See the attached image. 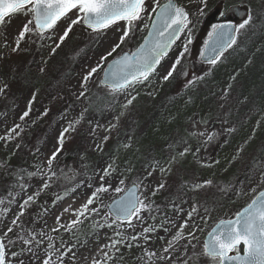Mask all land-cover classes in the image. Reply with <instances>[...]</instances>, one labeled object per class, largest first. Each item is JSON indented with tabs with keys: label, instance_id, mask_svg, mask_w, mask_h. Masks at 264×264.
<instances>
[{
	"label": "rangeland",
	"instance_id": "obj_1",
	"mask_svg": "<svg viewBox=\"0 0 264 264\" xmlns=\"http://www.w3.org/2000/svg\"><path fill=\"white\" fill-rule=\"evenodd\" d=\"M165 1L158 0L159 4ZM174 1L189 13L187 27L149 78L124 91L102 85V73L112 59L133 52L141 43L154 14V0H145L146 11L129 38L104 61L101 56L118 42L126 22L96 32L82 23L72 25L53 53L59 37L80 15L74 9L43 33L33 22L29 27L34 30L25 34L13 52L19 32L34 17L24 11L5 17L6 23L0 26V87L8 85L0 92V241L5 244L6 264L27 261L24 241L30 223L22 210L29 196L34 220L39 218L41 203L48 200L50 212L43 226L56 235L74 262L217 264L204 254L206 234L218 221L232 219L264 189L260 183L264 172V0H205L204 5L199 0ZM217 3L226 8L245 6L254 19L236 32V43L215 64H204L200 50L191 52V44L203 17ZM178 57L173 75L164 80ZM93 67L96 73L84 83L83 77ZM81 91L84 97L79 96ZM25 111L29 115L21 119ZM47 140L51 147L46 156ZM57 148L60 151L49 165ZM185 148L189 151L180 156ZM108 165H112L107 177L111 187L105 184L108 190L99 193L84 212L82 205L102 183L99 177ZM63 168L72 169L74 179L63 180ZM45 183L48 187H43ZM131 184L138 186L139 200L149 205L139 218H131L132 227L141 226L139 231H130L128 220H117L108 210L110 202ZM159 184L164 188L157 189ZM196 184L203 186L196 188ZM189 212L192 218L181 228ZM78 217L82 222L73 226ZM178 232L182 238L176 240ZM169 242L172 248L165 252ZM147 244L156 255L145 263L142 249Z\"/></svg>",
	"mask_w": 264,
	"mask_h": 264
},
{
	"label": "snow or ice",
	"instance_id": "obj_2",
	"mask_svg": "<svg viewBox=\"0 0 264 264\" xmlns=\"http://www.w3.org/2000/svg\"><path fill=\"white\" fill-rule=\"evenodd\" d=\"M199 2L201 5L205 4V0H199ZM74 9L77 10L80 15H78L75 20L71 21V24L65 29L63 35L59 37L60 43L55 45L52 52L55 53L56 49L60 47V44L68 37L72 25L82 23L96 32L107 29L120 21L126 22L127 28L122 31V34L118 38V42L105 56H101L100 59L104 61L108 56H112V54L121 47V44L129 38L137 23L141 20V13L146 11V6L145 0H0V26L6 23L5 17H8L10 14L24 11L33 15L34 20L27 21L18 34L15 47L12 48V51L15 52L19 49L20 41L25 38V34L34 30L29 27L33 22L35 24V29L43 33L47 30L54 29L57 22L61 18L66 17L67 14ZM198 10L202 11V8ZM151 11L157 16V21L153 22L155 37L150 41L148 37H145V43L141 44L132 55H124L113 63L112 70L106 73L107 81L111 83L113 91H124L137 83L147 80L155 71L161 58L167 55V50L174 42V37H176L179 32L183 31L189 23V13L183 6L178 7L174 3V0H168V2L163 5L159 4L158 0H154V6ZM253 19V16L249 14L247 19L239 24L235 30L229 28V32L235 31L238 33L241 29L250 25ZM224 28V25H214L213 32L209 33V37L212 38L214 35H217V29L223 30ZM152 35L153 33L150 31L149 36ZM236 39V35H229L228 42L226 44H220V49L231 48L236 43ZM5 46H7L6 40ZM185 51H187L186 48ZM221 55H223V51H219L218 54L210 60V63L215 64L217 60L220 59ZM180 56H183V53H181ZM179 63L180 57L176 59L171 69L163 77L164 80H168L169 77L173 75ZM97 67H99V65H97ZM97 67H93L87 72L83 77L84 83H87L89 78L96 73ZM40 71L43 72L44 69L41 68ZM189 83H191V81H189ZM7 87L8 85L4 84L3 87H0V92H4ZM79 96L84 97L85 91H81ZM133 99L135 98L133 97ZM131 103L132 99H129L127 104ZM28 115L29 112L25 111L21 119H24V117ZM116 119L118 120L119 117H116ZM114 126L115 125H113V127ZM69 127H71V125H69ZM68 130V128H65L64 132H68ZM63 136L64 133L62 132L60 137L61 146L63 143ZM104 139L107 140L108 137ZM125 147H127V145H125ZM59 151L60 148H57V150L52 153V156L48 160L49 165L56 159ZM188 151L189 149L185 148L184 152L179 153V155L184 156ZM174 160L175 157H173V161ZM109 168H112V165H108L107 168L103 169L104 175L99 177L102 183L92 192L87 203L82 205L84 212L89 210L88 206L93 204L99 193L106 192L108 187H111V182L107 180V177L111 175ZM161 171H163V169H161ZM148 175L151 176L152 173L149 172ZM120 183L123 184L124 181L121 180ZM260 183L264 184V172L261 173ZM105 184H107L108 187H105ZM204 184H211V181H205ZM202 186L201 184L195 185L196 188ZM43 187H48V184L45 183ZM161 188H164V184L157 185V189ZM115 190L119 192L121 189L117 187ZM155 194V191H153L152 195ZM57 199H59V197H57ZM31 200L32 197L29 196L25 204ZM148 207V204L136 198L127 203L121 202V206L117 209L116 218L127 219L129 221V227H132L131 218H139V214L142 210ZM65 211H67V209H65ZM91 211L96 212L97 209L92 208ZM193 211H195V209H193ZM84 212H80V215L83 216ZM188 218L189 219L185 220L181 225V228L188 225L192 218L191 212L188 213ZM57 219H59V217ZM15 222L14 220L13 224H15ZM81 222L82 221H80L78 217L77 220H73L71 223L75 226ZM7 231L11 232L12 229L8 228ZM145 231H148V229H145ZM165 231H167V229H165ZM189 236L195 238L191 232ZM209 236V241L204 244V254L217 261V264H225L226 261L236 262V264H264V191H260L256 198H253L245 208L238 211L234 220L221 221L220 225L214 229ZM181 238L182 234L179 232L174 237L176 240ZM133 239H135V237H133ZM161 239H163V237H161ZM9 243H12V241H9ZM24 243L31 244L32 241L25 240ZM241 245H243L244 255H240ZM48 246L50 248L53 247L51 243ZM129 247H131V245H129ZM185 247H187V245H185ZM170 248H172L171 242L168 243V247L165 248L164 251L168 252ZM29 251H31V249H29ZM229 253L235 254L229 255ZM11 255L15 257L18 256V253L12 252ZM149 255L155 256L156 254L153 252ZM158 258L162 260L167 259V257L164 256ZM0 264H6V248L3 241H0ZM19 264H24V261H19ZM43 264H49V261L46 259Z\"/></svg>",
	"mask_w": 264,
	"mask_h": 264
},
{
	"label": "water",
	"instance_id": "obj_3",
	"mask_svg": "<svg viewBox=\"0 0 264 264\" xmlns=\"http://www.w3.org/2000/svg\"><path fill=\"white\" fill-rule=\"evenodd\" d=\"M167 2L168 1H166L163 4H166ZM174 3L176 4L175 1H174ZM222 9H223L222 6H216L213 10H211L208 14H206L204 16V18H203V20H202V22H201V24H200L197 32H196L194 38H193V42H192V46H191V51L192 52H195L199 48V46L201 45L205 34L207 33L208 29L212 25H214L216 23H220L219 25H224L225 26V28L223 30L217 29V35H214L212 38L209 37L206 40V42L204 43L203 48H202V51H201V61L204 62V63L210 62V60L212 58H214L218 54L219 51H223L224 52L227 49V48L220 49V44H226L228 42L229 35H236V32L235 31L229 32V28L235 30L236 27H237V23L244 21L248 17V10H247V8L245 6H240V5L231 6V7H229L227 9V11L225 12L224 15L220 16V14L222 12ZM154 21H157V16H156L155 13H154L153 18L151 20V23H150V26L148 28V31H147V33L145 35V37H148L149 41L152 40L155 37V30L153 29V22ZM84 26L87 27L86 25H84ZM150 31L153 33L152 36H149V32ZM181 32H179L177 34V36L174 37V42L168 48L167 54L172 49V47L174 46V44L176 43V41L179 39ZM144 38H143L141 44H144L145 43V39ZM140 45L137 47V49L140 47ZM136 50H134L132 53H134ZM132 53H130V52H124L120 56L112 59L107 64V66L105 67V69L103 71L102 78H101V84L102 85H104L106 87H109V88H112L111 87V83L107 81L106 73L107 72H110L112 70V65H113V63L117 59H119L120 57H122L124 55H129L130 56V55H132ZM258 194L255 196V198L258 196ZM134 198L139 199V197H138V186L133 184L130 187H128L127 190L121 196H119L118 198L114 199L110 203V205H109V211H110V213L116 218L117 209L121 206V202L127 203L128 201H131ZM235 218H236V216L233 219H230V220H234ZM119 220H127V219L121 218ZM221 221H227V220H221ZM221 221H219L210 230V232L206 235V237L204 239V244L207 241H209V239H210L209 234L212 233L213 230L216 229L220 225V222ZM240 248H241L240 255H244L243 245H241ZM232 255H234V254H232ZM225 264H236V262L226 261Z\"/></svg>",
	"mask_w": 264,
	"mask_h": 264
},
{
	"label": "bare ground",
	"instance_id": "obj_4",
	"mask_svg": "<svg viewBox=\"0 0 264 264\" xmlns=\"http://www.w3.org/2000/svg\"><path fill=\"white\" fill-rule=\"evenodd\" d=\"M62 106V104L60 105ZM51 133L47 136L50 137ZM76 141V140H75ZM51 142L47 140L44 144L45 155L47 156L50 152ZM28 199L25 198V201ZM31 203L30 201L24 205L22 213L25 214V219L27 223H30L26 229L27 240H31V244H27V261L25 264H43L47 259L49 264H80L77 260L76 262L72 261L70 257L66 256V247L60 244L56 238L55 234H48V230L43 226L44 216L50 212V205L48 200L41 203L40 205V215L37 220H34L31 215ZM20 213V212H19ZM141 229L140 225H136L130 228V231H139ZM52 244L53 247H49V244ZM163 247L162 245H159ZM31 249V251H29ZM144 257L142 261L145 263L150 262L154 256H150V253H153V248L150 244H147L143 247ZM97 260V259H95Z\"/></svg>",
	"mask_w": 264,
	"mask_h": 264
},
{
	"label": "trees",
	"instance_id": "obj_5",
	"mask_svg": "<svg viewBox=\"0 0 264 264\" xmlns=\"http://www.w3.org/2000/svg\"><path fill=\"white\" fill-rule=\"evenodd\" d=\"M213 138V136H212ZM60 176L62 177L63 180L65 181H71L72 179H74L75 177V173L73 172V170H69V171H64V168L61 170L60 172Z\"/></svg>",
	"mask_w": 264,
	"mask_h": 264
}]
</instances>
